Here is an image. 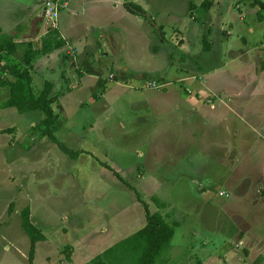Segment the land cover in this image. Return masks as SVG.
<instances>
[{"label":"rangeland","instance_id":"1","mask_svg":"<svg viewBox=\"0 0 264 264\" xmlns=\"http://www.w3.org/2000/svg\"><path fill=\"white\" fill-rule=\"evenodd\" d=\"M138 3L146 16L125 21L133 31L122 40L127 64L142 78L110 81L113 58L98 53L88 63L104 85L94 79L72 87L60 77L61 61L49 65L43 74L54 83L55 140L40 135L38 110L0 103V264H87L140 228L145 206L178 222L157 264H264V61L252 54L235 60L246 49L241 33L222 32L244 14L246 0H231L222 17L203 0H174L173 9ZM31 11L0 8V22L9 28ZM67 12L60 8L58 20L88 22ZM118 18L109 11L98 27ZM208 67L219 79L212 90L203 85ZM173 92L187 102H160ZM187 114L190 127H183ZM148 115L155 129H138ZM25 207L44 237L33 247L22 227ZM129 260L124 252L114 264Z\"/></svg>","mask_w":264,"mask_h":264},{"label":"crops","instance_id":"2","mask_svg":"<svg viewBox=\"0 0 264 264\" xmlns=\"http://www.w3.org/2000/svg\"><path fill=\"white\" fill-rule=\"evenodd\" d=\"M45 1L46 0H0V8L13 4H20L28 9H32L30 14H26L29 17L28 21L15 20L13 25H10L9 28L3 27V24L0 22V39L8 38L16 44L14 52L7 53L3 56V58L6 57V60H4L5 63H3L2 58V61L0 62L1 64L20 63L22 54L30 51L29 46L34 49H38L43 39H52L53 42L59 40L62 41L63 44L48 53L38 54L32 61L33 67L30 71L34 82L37 84L47 80L43 74L44 70H47L49 65L50 70H52L58 60L61 61L60 65L63 67L60 77L65 79V81H67L72 87H78L81 83H85L88 80L90 82H94V79L103 84V81L105 80H103L101 74L98 72L97 74H93L94 71L89 66L88 57L92 53H98L99 55L106 57L110 55L112 56L113 59L111 63L107 65V69L109 71L108 79L110 81H114L116 78L127 81L126 79L130 76H138L139 78L143 77V74L133 72L127 64L124 57L126 43L122 40L123 38L125 39L127 34L133 31L132 26H126L124 22L127 21L131 23V21H135V17L141 16L129 12L124 5L126 2H130L140 6L141 4L138 3L139 0H125L121 9H118V5L120 3L119 0H60L62 2V6L60 8H67V14L69 16L76 18L81 15L87 19L88 22H65L63 17L61 20H58L59 17L57 16L56 25L50 29H46L45 19L43 18V7ZM154 2L157 6H167L171 4V9L175 6L174 0H154ZM203 3L206 5V8L207 6H214L217 9L218 15L222 17V11H229L231 0H203ZM196 5L197 4L193 2L190 7L192 8L193 6V8H195ZM237 8L240 10V6ZM254 8H256V10ZM114 10H116L120 15V18L117 20L118 24L99 28L98 26L102 24L104 16L107 15L109 11ZM193 11L190 13V17L195 19L196 17L194 16L195 14ZM248 14L250 15L248 16ZM144 16H146V14ZM226 20L227 19H222L221 23ZM231 20L234 21V26L230 28L231 25L228 24V26L223 27L222 32H224L226 37H228L227 34H230L233 29H236L241 33L243 44L246 46V49L236 50L235 53L232 54V56L235 57V60L241 59L243 62H248L250 58L249 56L252 54L259 55L262 58L261 61H264L261 56V51L258 50V48L263 50L262 48L264 46V23L258 19L257 7L252 6L250 1L246 0L244 14L240 12L239 17H231ZM151 21H153V19H151ZM22 24H26V28L20 27ZM157 28L162 29L163 25H159ZM154 46L155 45H153V47ZM60 49L61 51H59ZM78 50L80 51L79 56H77ZM63 52L64 54L67 53L65 56L70 55V57L64 59L65 61L62 58ZM31 53L32 52H30V54ZM60 58L62 60H60ZM64 62H67V64H64ZM66 65L69 68L68 72L65 68ZM87 69L89 71H87ZM260 69H263L262 71L264 72V64ZM215 70L216 68L213 67L204 69L206 74L204 75L205 78L203 79V85L210 84V90H212L211 87L214 88V78L215 82L219 81L218 77H212ZM161 73L162 71H159L157 74L154 73V75L161 76ZM113 75L114 78L110 79L109 76ZM194 77V75L191 76V78ZM182 79L183 78H180L181 81H183ZM8 97L9 87L7 85H0V103H4ZM202 97L197 96L194 105L195 110L198 108L199 100ZM164 100L171 105H175V107L180 106L181 103L184 104L187 102L184 97L175 92H173V94L162 93L160 102ZM211 108L213 107L211 106ZM166 116H170V114L167 112ZM150 117L151 116L148 115L145 117V120L138 122V129H155L154 126H150L152 122L149 119ZM201 117L204 118L203 115ZM189 118V114L185 117L181 115L183 127L184 125L186 126V121L187 124H189L187 126L190 127V123H188ZM166 127L161 128L160 126L157 129H165ZM261 263H263V261Z\"/></svg>","mask_w":264,"mask_h":264},{"label":"trees","instance_id":"3","mask_svg":"<svg viewBox=\"0 0 264 264\" xmlns=\"http://www.w3.org/2000/svg\"><path fill=\"white\" fill-rule=\"evenodd\" d=\"M249 1L252 6L257 7L258 19L264 23V1ZM124 6L131 13L141 16L146 14L137 4L126 2ZM62 44L63 42L59 40L53 42L52 39H43L38 49L29 46L30 51L22 54L20 63H0V85H7L9 87V97L3 103L4 106L14 107L20 113L38 110L42 115L37 125L41 128L39 129L40 132L43 131L40 135L45 134L52 140H55L53 126L57 119L51 106L55 100L53 94L54 84L48 80H44L39 84L35 83L30 70L33 67L32 61L38 54L48 53ZM15 47L16 44L11 39L1 38L0 62L4 55L14 52ZM30 52L32 53L30 54ZM65 150L67 149L65 148ZM151 199L159 207L166 206L165 201H159L155 196L151 197ZM144 210L145 221L140 228L93 256L87 264H114L121 259L124 252L129 255L130 260L128 264H157L156 262L162 261L163 253L169 247L170 239L174 234L175 226L178 225V222L173 221L169 223L158 210L152 211L146 206ZM20 215L22 227L28 234L33 247L35 241L44 238L42 232L30 221L28 207L22 209ZM68 246L69 244L66 245V247ZM29 264L34 263L30 262Z\"/></svg>","mask_w":264,"mask_h":264},{"label":"built area","instance_id":"4","mask_svg":"<svg viewBox=\"0 0 264 264\" xmlns=\"http://www.w3.org/2000/svg\"><path fill=\"white\" fill-rule=\"evenodd\" d=\"M62 6L60 0H46L43 7V18L45 19L46 29L53 28L56 25L59 8Z\"/></svg>","mask_w":264,"mask_h":264}]
</instances>
